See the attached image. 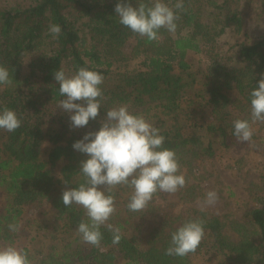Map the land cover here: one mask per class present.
Returning <instances> with one entry per match:
<instances>
[{"label": "trees", "instance_id": "obj_1", "mask_svg": "<svg viewBox=\"0 0 264 264\" xmlns=\"http://www.w3.org/2000/svg\"><path fill=\"white\" fill-rule=\"evenodd\" d=\"M118 2L136 7L154 0H0V66L13 79L0 86V111L13 110L22 122L15 132L0 130V247L19 240L21 231L10 232L9 224H20L26 208L45 204L53 219L50 235H42L40 245L32 237L21 247L31 264H192V257L210 252L224 264H264V177L250 191L253 207L241 218L192 208L196 193L189 185L196 163L240 144L231 134L233 121L250 120L249 93L264 74V0H183L184 11L174 8L177 0H162L180 19L174 33L160 30L159 41L122 26L114 11ZM52 24L62 29L55 39ZM228 32L238 39L226 42ZM189 51L205 59L199 73L186 60ZM129 63L133 70L117 69ZM81 67L104 77L107 99L96 120L71 128L74 113L59 109L63 97L54 74L63 69L72 75ZM120 105L142 114L160 129L163 147L175 150L187 181L178 195L182 211L177 217L154 213L162 193L146 210L129 211L132 189L117 187L106 194L115 196L109 223L122 238L113 244L112 232L101 227V243L92 246L75 231L88 221L85 211L75 204L66 208L62 193L84 182L79 170L87 156L72 145L98 131L106 111ZM45 139L51 145L46 153ZM150 218L155 221L147 230ZM196 219L205 221L197 251L165 255L171 234Z\"/></svg>", "mask_w": 264, "mask_h": 264}, {"label": "clouds", "instance_id": "obj_2", "mask_svg": "<svg viewBox=\"0 0 264 264\" xmlns=\"http://www.w3.org/2000/svg\"><path fill=\"white\" fill-rule=\"evenodd\" d=\"M174 8L184 11L183 0H177ZM114 11L122 26L148 41H159L161 29L174 33L180 19L162 0H154L151 6L141 2L136 7L131 3L118 2ZM48 31L55 39L62 29L52 24ZM54 79L63 97L59 101V109L74 113L70 115L71 128H83L90 120L97 119L107 99L101 88L104 77L99 72L81 67L68 75L60 69L55 72ZM12 83L9 71L0 66V86ZM249 96L250 120H234L231 134L237 143L247 142L254 147L252 125L264 123V74ZM21 123L13 110L5 107L0 111V130L15 132ZM99 123L98 131L87 132L72 145L74 150L87 156L81 161L79 170L84 182L62 193V203L66 208L75 204L85 211L88 221H80L75 231L92 246L101 243V227L112 232L113 244H118L122 238L120 228L109 223L117 211L115 196L106 193H112L120 186L131 188L126 207L132 212H142L158 193L174 195L187 184L175 150L163 147L165 137L160 134V129L142 114L131 113L128 105L115 106L106 111V116ZM218 202V193L208 191L200 206L203 210L214 207ZM204 224L203 219L184 222L171 234L165 255L183 258L195 253L205 236ZM7 227L10 232L17 233L21 225L11 223ZM0 264H31V261L23 249L8 244L0 247Z\"/></svg>", "mask_w": 264, "mask_h": 264}, {"label": "rangeland", "instance_id": "obj_3", "mask_svg": "<svg viewBox=\"0 0 264 264\" xmlns=\"http://www.w3.org/2000/svg\"><path fill=\"white\" fill-rule=\"evenodd\" d=\"M238 38L232 32H228L225 41L233 43ZM186 60L190 63L194 72H200L204 68L205 59L199 53L188 52ZM135 63L117 66L121 71L133 70ZM254 129V147L247 142H241L236 147L225 152L216 154L212 160L198 162L194 165L191 175L192 183L189 184L195 191L193 207L197 211L214 217L230 216L241 218L245 212L252 209V197L250 191L261 183L264 177V123L252 125ZM51 145L47 139L44 140L41 151L46 153ZM208 191H216L219 195V202L214 207L201 209L200 202L205 198ZM180 190L169 195L162 193L153 206L159 207L161 216L169 212V215L181 214L178 204ZM47 205H33L24 210L23 219L20 222L19 240L15 247L21 249L32 237L40 245V239H45L51 229L53 219ZM155 217V214L153 215ZM154 219L150 218L145 223V228L153 227ZM41 227V228H40ZM44 228V229H43ZM192 264H224L223 257L209 253L203 258L192 257Z\"/></svg>", "mask_w": 264, "mask_h": 264}]
</instances>
